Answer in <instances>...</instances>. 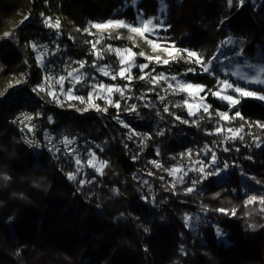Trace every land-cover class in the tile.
<instances>
[{"label":"trees","instance_id":"1","mask_svg":"<svg viewBox=\"0 0 264 264\" xmlns=\"http://www.w3.org/2000/svg\"><path fill=\"white\" fill-rule=\"evenodd\" d=\"M165 1V33L181 49L207 61L232 36L242 39L243 56L264 58V0ZM158 4L0 0V264H264V203H246L251 196L264 197V101L219 100L208 91L216 77L180 57L136 66L128 81L103 77L130 85L127 95H115L119 108L103 100L107 110L99 112L82 110L75 98L57 103L74 69L86 71L75 94L89 91L99 59L90 24L113 18L131 24L140 12L157 14ZM48 18L59 20V27H49ZM110 38L127 46L123 38ZM43 41L58 45L47 61L39 52ZM106 61L116 65L112 55ZM49 66L67 73L57 92L41 90ZM145 71L204 85L209 112L189 115L183 98L189 93L171 92ZM14 78L20 82L6 90ZM21 105L34 111L40 135L89 145L71 155L36 156L8 121ZM89 154L96 157L93 165L85 163Z\"/></svg>","mask_w":264,"mask_h":264},{"label":"rangeland","instance_id":"2","mask_svg":"<svg viewBox=\"0 0 264 264\" xmlns=\"http://www.w3.org/2000/svg\"><path fill=\"white\" fill-rule=\"evenodd\" d=\"M139 0H133V4H136ZM158 11L157 14L145 16L142 12L138 13L136 17V21L134 23H125L126 25L130 27H106L102 29H97L93 27L94 24L101 23L104 24L108 21H124L119 18H113L108 19L104 22H93L89 26V30L93 36V40L97 34H100L102 37V34L104 35V41H103V49L102 52L99 53V59L97 62H95V70L96 73L92 75V81L90 84L89 91H93V87L95 85H99L101 83L105 85H114L118 86L123 89V95H127L130 91V85L127 83V87L125 85H120L118 83H109L105 80H103V77L111 78L112 75H116L117 70L120 67H125L126 72L125 76H131L133 75V68L142 65V64H164V63H157L155 60V57H160L161 61L163 60H171V59H177L182 57L184 60H187L190 63H193V58L188 57L187 54L183 56L182 50L180 46L176 45L171 41L168 37V34L165 33L166 28H168V25L166 23L167 20V12H168V3L165 0H158ZM151 19L153 21V25H150L149 28L153 29L150 32L145 33L143 36H141L139 33H135L131 30L132 27H140L141 32L144 31L141 21H146ZM125 22V21H124ZM19 24L10 23L11 27H17ZM153 26H155L153 28ZM73 30H76L75 28ZM8 33L7 29H4L2 31V34ZM111 37L118 39L123 38L127 41L126 45L124 47H121L119 45L114 44L112 41H107V37ZM231 37L233 43L228 44V38ZM174 45V47H173ZM109 46H111V50H109ZM133 47H136L137 50H134ZM242 48V39L228 36L225 38V40L220 44L219 48L215 52V54L212 56L211 60L212 63L208 65L209 67V73L210 75H214L217 79L214 87L210 88L213 92L219 91L222 93V95H231L234 97V99L239 100L241 96L239 93H235L232 88H226L221 82L224 80H227L229 83H233L234 85H240L244 87L247 90L250 91H257L260 94H264V84H257L254 83L256 79L264 81V58L258 54L255 57H245L242 54L241 51ZM194 51V50H193ZM143 52L144 56H140L139 54ZM112 55L116 59V65L114 63H111L109 61H106V58L108 56ZM137 57L144 58L146 60L145 62H138ZM152 57V60H149L148 58ZM123 59L125 63L123 65L120 64V60ZM148 62V63H147ZM199 64V63H194ZM105 65H107V70L109 71L110 75L104 76L99 69L103 68ZM89 67L92 65H88ZM139 68V67H138ZM141 69V68H140ZM215 69V70H214ZM201 71H203V67H201ZM71 72V71H70ZM69 72V73H70ZM86 75V71H75L72 76H69L68 82L69 86L61 90L62 97L59 96L58 98V104L62 103L63 101L73 99L76 96L84 97L85 102H79L83 105L84 109L87 110H95L98 111L95 106H98L100 109H104L100 102L103 100L108 103V100L111 99L112 101H117L115 99V95L122 96L120 92L113 91L109 93L106 88H96V90L93 92V96L91 101H88V93L86 95L83 94H75L73 91L74 85L77 83L75 77L80 76L81 81L84 79ZM144 76H149L150 79L155 78V82L162 80L165 82V87H169L171 84L173 87H169V90L171 92H180L181 90L176 87L178 84L181 83H189L192 85H201L197 83H193L189 81L188 79L184 77H178L175 74L172 73H166V72H160L156 73V71H145L143 73ZM67 73L65 74V78L67 79ZM163 76L165 79H160V77ZM172 77H176L175 80L172 79ZM116 78H123L119 75H116ZM127 80V79H125ZM128 81V80H127ZM153 81V80H152ZM20 82L17 78H14L12 81H9L7 86L5 87L6 90H8L9 87L16 86L17 83ZM63 83V82H62ZM204 86V85H201ZM68 89H71V97L68 95ZM206 89V88H205ZM205 91V90H204ZM204 91H200L198 89L193 88L190 91H186L189 93L188 95H185L184 101L187 100L188 103L186 104V107L188 111L190 110L189 106H191V111L194 113H199L201 110H203V106H207L206 102L204 101ZM181 93V92H180ZM215 96V95H214ZM217 97V96H215ZM218 98V97H217ZM219 100L226 102L228 104H231L229 101L220 99ZM258 99V98H257ZM78 107V106H77ZM99 112V111H98ZM225 120V119H223ZM122 125L129 127L127 122L121 121ZM126 127V126H125ZM85 143L82 144H88L90 142L84 141ZM91 162V163H90ZM85 163L87 165H93L96 163V157L92 154L87 155ZM199 163L194 161V165L198 166ZM101 166H98V170H100Z\"/></svg>","mask_w":264,"mask_h":264},{"label":"snow or ice","instance_id":"3","mask_svg":"<svg viewBox=\"0 0 264 264\" xmlns=\"http://www.w3.org/2000/svg\"><path fill=\"white\" fill-rule=\"evenodd\" d=\"M228 2H229V4H231V3H232V0H228ZM241 2H242V0H241ZM41 15H43V14H41ZM45 23H46L49 27H53V28H58L59 25H60V21H59V20H56L55 23H52L51 18H48V19L45 21ZM141 23H142V26H143V29H144L143 32H141L140 27H132L131 30H132L133 32H135V33H139L141 36H143V35H144L145 33H147V32H150L151 30H153V29H150V28H149L150 25H153V21H152L151 19L146 20V21H143V20H142ZM111 26H114V27H130V26L126 25L124 21H120V20H116V21H111V20H110V21H108V22H106V23H104V24L97 23V24H94V25H93V27H95V28H97V29H102V28L111 27ZM154 27H155V26H153V28H154ZM85 31H87V29H85ZM5 35H8V34L6 33ZM227 43H228V44L233 43L231 37L228 38ZM33 47H35V45H33ZM173 47H174V45H173ZM93 48H95V45H94V44H93ZM109 50H111V46H109ZM183 51H184L185 53H187V56H188V57L193 58V60H192L193 63H199V64H201L202 67H203V71H204V72H209L210 69H209L208 65H210V64L212 63V60H211V59L205 61L202 57L198 56V54H197L195 51H191V50H187V49H185V50H183ZM139 55H140V56H144V53L141 52ZM148 59H149V60H152L153 58H152V57H149ZM155 60H156L157 63H161V62L164 63V64L169 63L168 60H163V61H161V58H160V57H155ZM93 63L95 64V61H94ZM124 63H125V61H124L123 59H121V60H120V64L123 65ZM80 67H81V68L84 67V63H83V62H80ZM138 67L141 68V69H144V68H147L148 65H147V64H142V65H138ZM73 71L75 72L76 70L74 69ZM99 71H101V72L103 73L104 76H108V75H110L109 71L107 70V65H105L103 68L99 69ZM188 71H190V72H191V71H195V69H189ZM125 72H126V68H125V67H120V68L117 70L116 75H119V76H121V77H124V78L127 79V80H131L132 77H131V76H125ZM68 75H69V76H72L73 73L70 72V73H68ZM116 75H112V79H113V80L116 79ZM59 79H60V82H63L66 78L63 77V76H61ZM75 79H76V81H77L78 83L81 82V77H80V76H76ZM140 79H144V76H141ZM160 79H165V77L161 76ZM172 79L175 80L176 77H172ZM152 80H153V82H155V78H152ZM253 82H254V83H257V84H264V81L259 80V79H256V80L253 81ZM221 83H222L226 88H232V89L234 90L235 93H239L241 96H244V97H254V98H258V99L264 101V94H260V93H258L257 91H250V90H247V89H245L244 87H242V86H240V85H234L233 83H229L227 80H224V81H222ZM38 87H39V86H38ZM97 87H98V88H106L107 91H108L109 93H111V92H113V91H116V92H120L121 95H123V89H122V88H120V87H118V86H114V85H105V84L101 83V84H99V85H95V86L93 87V91H90V92L88 93V101H89V102L91 101L92 96H93V92L96 90ZM125 87H127V85H125ZM169 87L171 88V87H173V86L170 84ZM176 87H178L181 91H190V90H192L193 88L198 89V90H200V91H204V90H205V86H201V85H192V84H189V83H186V82H185V83L178 84ZM41 90H43V89H41ZM61 90L63 91V89H61ZM208 91H209L210 94L215 95V96H217V97L220 98V99H224V100L229 101L232 105H236V104L239 103V101L236 100V99H234V97L231 96V95H227V96H226V95H222L221 92H219V91H215V92H213V91L210 90V89H209ZM49 94H50V95H54V93H49ZM68 95L71 97V89H68ZM74 98L77 99V100H80L82 103L85 102L84 97L76 96V97H74ZM161 99H163V97H161ZM108 103H109V104H113V103H114V104H115V107H117V108L120 107V102H119V100H117V101H112L111 99H109V100H108ZM187 103H188V101L185 100V101H184V104H187ZM94 107H96L98 111H106V110H107V109H100L98 106H95V105H94ZM189 108H190V110H189V115H194L195 113L191 111V106H189ZM82 110H87V109H82ZM129 110H130V111H134V110H135V106L133 105ZM163 111H164V112H168L169 109H168L167 107H165V108L163 109ZM203 111L206 112V113L209 112V106H206V105L203 106ZM219 115H220L223 119H229V116H228L226 113H220ZM235 115H236V116H240V113L237 111V112L235 113ZM25 119H31V117L26 116ZM176 119L179 120L180 117L177 116ZM184 122L187 123L188 121H184ZM125 126L127 127V125H125ZM261 127H264V125H261ZM216 131H217V132H220L221 129H220V128H217ZM230 131H231V129H230ZM161 134H162V133H161ZM67 142L70 143V141H67ZM213 162H215V155H214V154H213ZM77 163L79 164L80 161L77 160ZM90 163H91V162H90ZM153 163H155V162H153ZM157 167H160V165H157ZM225 167H227V165H225ZM3 179H4V180H8V179H10V177H8V176H3ZM69 179H75V173H70V174H69ZM80 183L83 184L84 181L81 180ZM187 191L190 192V191H192V189H191V188H188ZM257 199H259L261 203H264V197H259V198H258V197H256V196H251V197L249 198V200L246 201V203H252V202H255ZM217 211H219V212H225L226 209L221 208V209H217ZM232 214H235V210H232ZM145 231H147V229H145ZM183 251H184V249H183V247H181V252L183 253Z\"/></svg>","mask_w":264,"mask_h":264},{"label":"built area","instance_id":"4","mask_svg":"<svg viewBox=\"0 0 264 264\" xmlns=\"http://www.w3.org/2000/svg\"><path fill=\"white\" fill-rule=\"evenodd\" d=\"M104 35L102 37L97 34L92 43L93 48L97 53H101L103 49ZM57 44H51L48 41H43L40 44L39 52L47 61L57 53ZM68 68V66H67ZM65 77V73L49 66L43 71L41 87L46 92H57L61 88L62 82L60 77ZM31 119H25V117ZM9 123L15 130L21 144L36 156L53 158L62 151L67 155L75 153L79 149L80 142L71 138L54 137L50 133L39 134L37 131L34 111L26 105H21L17 108L14 114L9 118ZM67 141H70L68 143Z\"/></svg>","mask_w":264,"mask_h":264}]
</instances>
